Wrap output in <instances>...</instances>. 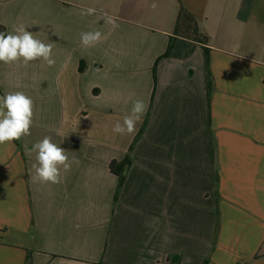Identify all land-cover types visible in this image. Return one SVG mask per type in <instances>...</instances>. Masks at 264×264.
I'll return each instance as SVG.
<instances>
[{"label":"crops","instance_id":"1","mask_svg":"<svg viewBox=\"0 0 264 264\" xmlns=\"http://www.w3.org/2000/svg\"><path fill=\"white\" fill-rule=\"evenodd\" d=\"M181 6L209 67L182 37L164 57ZM21 23L55 64L0 62V96L34 101L31 135L0 145V264H264V0H0V32ZM45 136L79 161L58 184L32 179Z\"/></svg>","mask_w":264,"mask_h":264},{"label":"clouds","instance_id":"2","mask_svg":"<svg viewBox=\"0 0 264 264\" xmlns=\"http://www.w3.org/2000/svg\"><path fill=\"white\" fill-rule=\"evenodd\" d=\"M151 7H157L154 2ZM96 9L86 8L81 10V15H93ZM104 23L112 25L113 30L119 25L107 14L100 17ZM28 24L15 26L12 32H0V62L4 64L22 63L27 66L29 62L42 60L48 66L55 64L52 56L53 44L44 43L32 32L26 30ZM103 34L99 30L80 33L81 44L93 47L102 42ZM34 101L23 91L6 92L0 96V145L20 140L31 135L33 125ZM147 111L143 100H134L130 114L123 117L122 122L117 121L112 127V132L120 135L133 134L136 124ZM35 152V170L33 180L40 183L58 184L61 182L62 171L71 170L72 163H79L75 157L69 160L67 151L53 142L51 136H45L32 146Z\"/></svg>","mask_w":264,"mask_h":264},{"label":"trees","instance_id":"3","mask_svg":"<svg viewBox=\"0 0 264 264\" xmlns=\"http://www.w3.org/2000/svg\"><path fill=\"white\" fill-rule=\"evenodd\" d=\"M177 37L189 39V40H192L200 44L204 51L205 58H206V61L209 67L210 52H211V48H210L211 39L206 33L200 30L196 18L183 6L180 7V11H179L177 21H176L174 37H172L171 42L167 48V51L164 57H168L170 53L172 52L174 41ZM80 71L81 72L84 71L83 63L81 64ZM208 88H209V92H211L212 90L211 79L208 84ZM131 164H132V160H131L130 154H128L123 161L115 160L110 164L111 172L118 177V180H119L118 188H121V186L123 185L124 180H125L126 171L129 169ZM31 262H32L31 256L28 255L26 264H31Z\"/></svg>","mask_w":264,"mask_h":264}]
</instances>
